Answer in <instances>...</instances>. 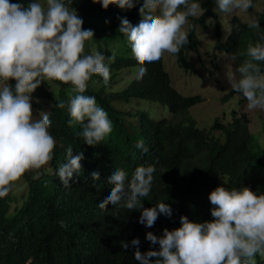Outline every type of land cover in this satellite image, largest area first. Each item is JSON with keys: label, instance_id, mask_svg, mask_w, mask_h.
I'll list each match as a JSON object with an SVG mask.
<instances>
[{"label": "clouds", "instance_id": "clouds-1", "mask_svg": "<svg viewBox=\"0 0 264 264\" xmlns=\"http://www.w3.org/2000/svg\"><path fill=\"white\" fill-rule=\"evenodd\" d=\"M71 2L29 0L25 6L22 2L0 0V198L6 197L13 190L15 182L29 170L41 169L50 162L52 165L55 149L65 151L66 162L59 165L57 170L50 165V172L59 177L64 187H71L69 181L73 174L78 175L82 168L84 157L81 151L102 143L113 130L109 113L116 111L115 108L119 109L121 103L113 102L111 91H120L135 79H141L147 72L144 65L158 62L164 53L176 58L183 46L188 45L193 30L200 46L197 31L199 27L206 28L210 20L217 24L215 36L221 42H227L234 34V19L240 18L233 15L229 19L228 32L222 40V24L217 21V10L225 13L236 10L247 12L254 6L253 0H216L213 5L204 8L201 6L202 0H143L139 8V22L133 25L127 18H122L118 29L120 35L127 36L133 54L130 56L133 69L138 66V74L124 87H120L123 82L109 87L111 71L106 60H114V54L111 57L102 54L104 50L98 48L102 43L99 36L98 45L86 46V42L93 39L94 32L83 29V20L69 7ZM93 2L100 3L104 9L112 4L117 5L119 8L113 14L118 17L124 9L138 7L140 0ZM207 8L213 15L205 18L204 25H194V19H200ZM252 14L246 21L247 27L259 32V19L254 18L255 12ZM185 25L187 31L184 30ZM115 31L103 32L102 37L111 40ZM241 40L246 45V53L232 56L223 54L231 69L226 78L227 86L218 79L207 80L223 94L221 98H215V102L226 104L231 101L229 106L234 109L240 106L244 110L239 116L226 107L229 119L228 123L222 124L232 127L242 124L249 129L251 121L264 118V72L258 63L264 62V35L256 36L253 41L244 31ZM215 43L212 54L218 51L215 50ZM237 55L247 56L236 69L239 77L234 66ZM213 59L208 64L204 63L210 71H214ZM215 62L219 70L218 61ZM176 67L173 64V70ZM213 73L210 72L209 76ZM127 74V80L134 76L133 72ZM93 76L98 80L93 82L97 83L96 89H103L101 94L110 96L108 111L93 94L89 92L91 96L85 95ZM10 80L15 81L14 86L10 85ZM48 80L72 86L60 84L58 95L70 96L67 108L71 118L67 120V127L74 131L79 147L61 143L56 146V138L49 131L52 125L49 111L34 115L31 93L42 81ZM171 84L174 89L184 87L182 83ZM199 101L200 98L194 101L196 103L191 108ZM56 107L63 109L66 105L58 101ZM138 119L135 116L133 120L138 124ZM221 120H225L224 116ZM78 124L81 127L79 133L76 132ZM135 147L142 152L147 151L143 141H138ZM155 172V166H138L129 179L123 169H115L107 180L112 186L110 193L97 206L101 210H105L109 204L120 205L128 211L141 209L138 222L148 228L154 226L160 215L170 218L172 209L168 204L159 202L154 207L144 208L141 203L151 192ZM91 177L94 181L100 179L95 171ZM208 200L213 206L212 220L197 223L181 216V226L171 231L164 229L162 236L147 232L146 240L152 245L158 244L159 250L142 253L139 239L134 238L131 245L135 248V260L139 264H256L255 256L264 255V193L253 192L247 187L229 190L217 186L209 193ZM128 246V243L121 242L122 248L127 249Z\"/></svg>", "mask_w": 264, "mask_h": 264}, {"label": "trees", "instance_id": "trees-1", "mask_svg": "<svg viewBox=\"0 0 264 264\" xmlns=\"http://www.w3.org/2000/svg\"><path fill=\"white\" fill-rule=\"evenodd\" d=\"M10 2L15 3L16 0ZM215 2L202 0L201 6L210 7ZM142 3L143 0H140L138 7L124 9L118 17L113 14L119 8L115 4L107 9L93 0H72L69 4L83 20V29L94 32L93 39L86 42V46L98 45L99 36L102 43L98 48L104 50L102 54L105 57L114 54V60H106L111 71L109 87L127 80L126 75L133 72L134 63L125 54L128 49L124 51L113 45L102 34L107 32V28L114 32L122 18L136 25L140 20ZM212 15L207 8L200 19H194V25H204L205 18ZM254 18L259 19V32L248 28V22L236 18L233 21V36L227 42L217 38L215 50L231 56L246 53V45L241 40L244 31L253 41L256 36L264 35V11L255 12ZM193 31L188 45L176 55L174 73L180 69L184 73L195 72V64H200L199 69L210 71L201 59ZM245 59L246 55H237L234 61L238 77L236 69ZM215 61L213 59L211 63L217 70ZM258 63L264 72V62ZM144 67L147 72L141 78L143 80L135 79L120 91L110 92L113 102L121 103L119 109L109 113L113 130L102 143L81 151L84 157L82 168L78 175L73 174L69 181L71 187H64L56 174L52 171L47 173L42 167L35 169V175L25 173L22 176L23 186L20 189L23 191L13 188L6 197L0 198V264H139L134 258L135 248L131 241L139 239L142 253L159 250L158 244L152 245L146 240L147 232L162 236L164 229L171 231L181 226V216L197 223L212 220L213 206L208 195L221 186V181L229 190L247 187L253 192L264 193V147L260 136L251 133L247 125L232 127L222 124L219 118L207 126L199 125L188 114L199 98L182 96L173 88L163 57ZM9 82L14 86L15 81ZM93 82H98L97 77L93 76L89 81V90L85 95L93 94L108 111L110 96L101 94L104 90H97V83ZM31 96L32 99L53 100L49 108L52 121L49 131L56 138V146L61 143L79 147L74 131L67 127V120L71 118L67 108L70 96L61 93L54 98L42 84ZM58 101H63L66 107H56ZM135 116L139 118L138 124L133 120ZM262 123L264 133V118ZM79 131L81 127L78 124L76 132ZM138 141H143L146 152L135 147ZM64 153V150H54L53 169L57 170L66 162ZM149 165L155 166L156 172L151 192L142 199V206L149 208L164 202L172 209L170 218L160 215L154 226L148 228L138 222L141 209L128 211L120 205L109 204L101 210L97 206L110 193L112 186L107 180L115 169H123L130 179L136 167ZM94 171L100 176L97 181L91 177ZM18 203V207L12 208ZM122 241L128 243L127 249L121 247ZM255 262L264 264V255L257 254Z\"/></svg>", "mask_w": 264, "mask_h": 264}, {"label": "rangeland", "instance_id": "rangeland-1", "mask_svg": "<svg viewBox=\"0 0 264 264\" xmlns=\"http://www.w3.org/2000/svg\"><path fill=\"white\" fill-rule=\"evenodd\" d=\"M16 2H22L26 6L29 0H16ZM41 2H44V0H41ZM263 11H264V0H256L252 10L249 9L247 12H241L239 10H236L233 12L225 13L218 9L216 12L217 21L222 24L220 31L221 39L223 40L225 38L228 32V21L233 15H237L243 22H246L249 20V18L253 16L252 13L263 12ZM216 25H217L216 21L210 20L207 23L206 28L199 27L197 31V39L199 40V44H200L199 52L202 56L201 59L203 60L204 63L208 64L213 58H215L219 64V70L212 71L211 73L213 72L215 73H213L211 77H208L209 73L207 74V72L204 69H199L200 64L194 65L195 72L184 73L180 69L179 72L174 73L173 63L175 58L173 56L171 57L170 53L167 52L164 53L163 55L164 66L165 68H167L166 70L170 72L173 84L182 83L184 85V87L182 88L175 87V89L183 96L197 95L200 98L199 103L195 105L193 108H191L188 111V114L194 117L199 125H206V126L215 118L222 119L223 116L225 120H221V123H225V124L228 123L229 115L226 112V107H228L229 111L234 110L235 113L239 116L244 112V110L240 106L237 109H234L233 107L229 106L231 101L226 104H219V102H215V98H221L223 94L219 91H216L212 82L206 80V78L212 81H216V79H218L220 83L224 82L225 85L227 86L226 78L228 74L231 72V69L228 66L227 61L224 58V55L221 51H216V53L214 52L212 54L214 43L217 40V37L215 36ZM119 27L120 24L117 25L116 31L113 34L111 41L114 45H116L117 47L121 48L124 51L130 48V51H125V54L128 56H133L127 36L120 35L118 31ZM184 30L187 31V25L184 26ZM107 32L110 33L111 29L107 28ZM138 71H139V67L138 66L134 67L133 69L134 76L130 77L128 81H123L120 87H124L126 83L132 81L134 77L138 74ZM126 77L128 78V75H126ZM41 84L45 89L53 93L54 98L59 94L61 90L60 84L55 83L51 80L42 81ZM64 92L66 93L65 90ZM52 103L53 100L50 99H40V98L32 99V107L34 109V115L38 116L42 112L48 113ZM35 104L37 106H35ZM261 119L263 118L254 119L253 121H251L249 124V129L251 133L258 134L260 136V143L264 147V133H262L263 123L260 121ZM216 133L219 134L218 132ZM50 165L51 162L48 165L44 166V170H46L47 173L50 172ZM26 173L29 175H35L36 171L35 169H32ZM220 184L222 187H225L224 181H221ZM22 186H23V177H21L20 180L15 182V186L13 188L20 189V187ZM20 190L23 191V189ZM16 206L18 207L19 203L16 205L13 204L12 208Z\"/></svg>", "mask_w": 264, "mask_h": 264}]
</instances>
